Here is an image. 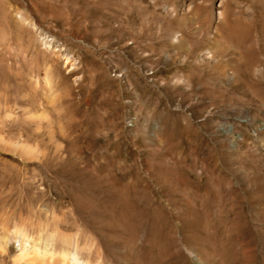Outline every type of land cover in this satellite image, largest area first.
<instances>
[{"label": "rangeland", "instance_id": "374dc122", "mask_svg": "<svg viewBox=\"0 0 264 264\" xmlns=\"http://www.w3.org/2000/svg\"><path fill=\"white\" fill-rule=\"evenodd\" d=\"M72 256L264 264V0H0V264Z\"/></svg>", "mask_w": 264, "mask_h": 264}, {"label": "bare ground", "instance_id": "6f19581e", "mask_svg": "<svg viewBox=\"0 0 264 264\" xmlns=\"http://www.w3.org/2000/svg\"><path fill=\"white\" fill-rule=\"evenodd\" d=\"M241 33V32H240ZM239 33V34H240ZM244 33H247V30H244L243 31V34L242 35H244ZM246 36H247V34H246ZM239 37H240V35H239ZM245 37V36H244ZM228 38H229V36H228ZM237 39H241V38H237ZM205 229V228H204ZM203 232H205V230L203 231ZM210 232V231H209ZM202 233V232H201ZM212 232H210V234H211ZM215 236V235H214ZM213 236V237H214ZM217 236V235H216ZM216 236H215V238L214 239H216ZM208 237V236H207ZM212 237V236H211ZM211 239V238H210ZM210 241V240H209ZM214 242V241H213ZM212 243V242H211ZM210 244V243H209ZM21 247H20V254L21 255H26L29 251V249H28V246H29V244L27 243V241L26 240H21ZM30 247V246H29ZM71 263L70 264H80V262L74 257V256H72V258H71V261H70Z\"/></svg>", "mask_w": 264, "mask_h": 264}]
</instances>
